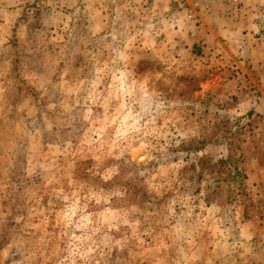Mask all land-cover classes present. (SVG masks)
Masks as SVG:
<instances>
[{"label": "rangeland", "instance_id": "374dc122", "mask_svg": "<svg viewBox=\"0 0 264 264\" xmlns=\"http://www.w3.org/2000/svg\"><path fill=\"white\" fill-rule=\"evenodd\" d=\"M0 264H264V0H0Z\"/></svg>", "mask_w": 264, "mask_h": 264}]
</instances>
